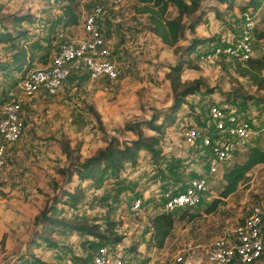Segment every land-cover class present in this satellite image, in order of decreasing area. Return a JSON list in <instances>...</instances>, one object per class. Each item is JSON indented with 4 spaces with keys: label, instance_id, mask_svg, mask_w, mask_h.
<instances>
[{
    "label": "rangeland",
    "instance_id": "obj_1",
    "mask_svg": "<svg viewBox=\"0 0 264 264\" xmlns=\"http://www.w3.org/2000/svg\"><path fill=\"white\" fill-rule=\"evenodd\" d=\"M135 2L77 0L75 5L81 22L82 16L95 5L104 7L103 34L123 69L115 82L93 80L85 72L73 73L55 94L22 98L23 132L6 146L0 169V240L4 237V243L0 241V264H91L101 241L80 232L76 226L47 223L41 219L43 208L56 219H73L74 223L103 225L107 219L115 220L114 231L123 238L112 246L121 254L123 264H160L171 259L188 241L195 242L198 254L202 255L214 238L231 235L254 205L263 209L264 239V164H258L214 212L203 213L191 221L177 220L160 249L147 245L146 216L142 212L131 213L129 208L135 194H143L145 205L160 198V191L169 182L177 185L178 177L187 175L188 179L190 174L205 169L206 163L183 142L182 133L207 114L212 102H229L235 107L243 96L253 120L251 138L263 144L264 82L258 87L238 75L230 59L223 64L199 61V69L184 68L181 76L185 83L199 79L198 89L173 109L174 95L166 72L177 61L179 52L148 29L147 16L133 11ZM0 4L3 5L0 30L15 29L7 14L33 13L32 21L22 23L29 33L16 40L33 52L31 67L44 64L39 57L45 53L50 60L61 44L81 30L80 21L71 28H63L62 6L48 0H0ZM248 9L256 10L254 19L264 27V0H257L256 6L248 0H236L231 8L220 0H200L197 11L184 18L185 34L178 41V48L186 45L193 35L213 41L230 39L237 34L242 13ZM175 13L171 5L168 15ZM196 13H200L201 20L191 32L188 24ZM11 53L10 44H0V61H8ZM0 79L11 83L17 74L0 71ZM152 114L158 115L156 123H160L161 156L157 162L141 150L136 164L125 162L120 171L105 172L99 184L79 181L76 174L69 181L67 173L60 170L76 155L82 160L94 154L112 136L120 141L134 138L135 133L127 124L148 119ZM143 130L146 134H157L144 125ZM65 142L71 148L78 146V150L67 156L62 147ZM241 158L236 155L233 160ZM219 181L220 174H216L210 181L214 185L210 197L197 209L218 195ZM78 182L82 185V196L72 204L65 190L72 191ZM244 264H264V249L257 259Z\"/></svg>",
    "mask_w": 264,
    "mask_h": 264
},
{
    "label": "built area",
    "instance_id": "obj_2",
    "mask_svg": "<svg viewBox=\"0 0 264 264\" xmlns=\"http://www.w3.org/2000/svg\"><path fill=\"white\" fill-rule=\"evenodd\" d=\"M62 5L67 0H48ZM117 2L118 0H113ZM256 10L242 13L237 34L230 39L211 42L198 53L201 62L218 61L237 56L248 57L254 53H264V42L256 49L253 39ZM104 7L95 5L82 16L84 37L70 39L60 45L52 58L40 66L32 67L18 81L15 88L8 91L0 105V169L5 161L6 146L16 141L23 132L20 116L22 98L47 93L55 94L63 87L64 81L73 73L85 72L93 80L115 82L123 69L112 53L108 40L103 34L102 19ZM188 125L183 133V142L199 156L205 169L189 177L182 189L168 186L160 191V209L176 210L194 207L205 198L209 188V178L219 174L222 165L241 150L254 133L253 120L247 111L230 104L212 102L207 114ZM144 206V198L135 197L130 204L131 213H139ZM263 209L254 205L244 221L238 223L231 235L214 238L199 255L195 242L188 241L171 259L160 264H244L257 259L263 252L264 239L261 233ZM91 264H123L120 253L110 244L98 246Z\"/></svg>",
    "mask_w": 264,
    "mask_h": 264
},
{
    "label": "trees",
    "instance_id": "obj_3",
    "mask_svg": "<svg viewBox=\"0 0 264 264\" xmlns=\"http://www.w3.org/2000/svg\"><path fill=\"white\" fill-rule=\"evenodd\" d=\"M199 1L200 0H136L133 5L134 12L147 16L148 29L159 37L162 43L174 47V49L179 52L177 61L170 64L169 70L166 72L170 88L174 95L173 109L179 106L180 103L185 100V97L198 89L200 85L199 79H194L192 83H185L181 77L183 69H199L200 62L198 53L211 42H219L193 35L186 45L178 48V41L182 39L185 34L186 25L184 23V18L197 11ZM220 1L224 2L228 8H231L236 0ZM76 2L77 0H67L66 3L61 5L63 9V28H69L79 23L80 15L75 8ZM248 3L256 6L257 0H248ZM171 5L176 9V13L173 16L168 15ZM2 6L3 5L0 4V11L3 8ZM7 18L15 29L9 27L2 28L0 30V44H10L12 53L8 61H0V71L14 72L17 74V79L11 83L0 79V105L5 100L8 91L16 87L18 81L32 68L31 66L34 62L33 52H31L24 43H18L16 41L19 38L26 37L29 33V30L22 27V23L32 21L33 13H9L7 14ZM200 20V13H196L192 21L188 24L191 32L195 31V27ZM252 35L255 48L257 49L261 43L264 42V27L258 25L256 21ZM39 59L42 60L43 63H47L49 61L48 53L41 55ZM226 59L231 60L234 71L238 75L248 78L258 85V87L263 86L264 53L250 54L245 58L233 56ZM226 59L220 60L218 63L223 64ZM236 106L247 111V102L243 96ZM157 118V114H152L148 119L135 121L133 124H127V127L135 133L134 138L120 141L117 137L112 136L106 145L103 148H99L94 154L82 160L76 155L73 161H69L68 165L60 170L67 173V180L69 181L72 176L76 174L79 181L91 180L94 181L95 184H99L105 172H118L124 167L125 162H129L133 165L136 164L141 150L148 152L150 158L154 162H157L158 158L161 156V148L159 147L160 135L158 134L160 123H156ZM196 122L201 123V118L196 119ZM143 125L156 131L157 134H146L143 130ZM62 147L67 156H71V151L78 150V146L71 148L69 142H65ZM236 155H240L242 158L233 160ZM258 164H264V143L260 144L257 140L253 142V139L250 138L249 142L241 150H236L233 156L222 165L219 172L220 181L217 187L218 195L208 200L201 209L197 208L205 201L194 207H182L168 211L160 209L161 202H159L158 199L155 198L154 201H148L141 211L146 216L144 232L146 234L147 245L160 249L165 245L168 237L172 234L177 220L186 219L191 221L203 213L214 212L218 206L224 202V198L233 193L238 185L247 178L248 173ZM195 175L196 173H192L189 177ZM186 176L180 179L178 177L177 180L175 179L176 183L180 182L177 185H172L173 183L168 181L169 183L164 185L162 190L168 186H176L177 189H182L186 182L184 180L187 179ZM213 177L214 176H211L209 181H211ZM212 186L214 185L209 183V188L204 198L205 200L210 197ZM82 191V185L78 182L73 185L72 191L65 190V194L72 199L71 203L75 204L82 196ZM135 195L144 198L141 193ZM151 210L154 211L148 212ZM41 219L49 224L62 222L70 226H76L80 232H86L100 240L101 243L99 246L103 244L116 245L123 238L122 235L114 231L116 221L113 219H107L103 225L99 223H88L87 221L74 223L73 219L61 220L48 215L46 208L41 210ZM0 241L3 244L4 237H2ZM130 247H133V243Z\"/></svg>",
    "mask_w": 264,
    "mask_h": 264
},
{
    "label": "crops",
    "instance_id": "obj_4",
    "mask_svg": "<svg viewBox=\"0 0 264 264\" xmlns=\"http://www.w3.org/2000/svg\"><path fill=\"white\" fill-rule=\"evenodd\" d=\"M81 25V30L79 32L74 33V35H71L69 39H79L84 37V31H83V27H82V22H80V24H78V26ZM74 25L70 26L69 28L73 27Z\"/></svg>",
    "mask_w": 264,
    "mask_h": 264
}]
</instances>
